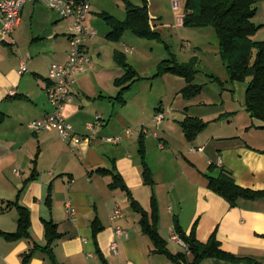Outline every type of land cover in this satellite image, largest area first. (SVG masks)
I'll return each instance as SVG.
<instances>
[{"label":"crops","instance_id":"obj_1","mask_svg":"<svg viewBox=\"0 0 264 264\" xmlns=\"http://www.w3.org/2000/svg\"><path fill=\"white\" fill-rule=\"evenodd\" d=\"M130 1L141 5V0ZM96 2L97 0L92 5L88 19V24L94 29L99 15L105 13H96V10H100L99 4L95 5ZM259 2L264 3V0ZM260 15L258 8L254 20L261 29L256 40L264 41V14ZM35 17L46 20L42 24L53 25L50 37H55L56 40L63 35L69 43L68 22L42 4L29 3L11 42L2 41L0 35V48L3 45H18L17 41L23 36L25 21L32 22ZM156 19L158 30L161 18ZM186 29L183 30L189 36L190 30ZM178 35L181 37V30ZM109 42L100 38L99 34L88 42L92 67L78 75L73 88L74 100L64 112L76 132L83 136L91 133L87 129L88 123L102 116L104 125L97 128L96 139L89 145L69 146L56 131L36 133L30 127L31 122L44 118L52 111L45 90L52 66L42 74H34L37 78L42 77L45 82L43 86L37 85L33 89L30 79L21 78L29 71L28 67V71L23 74L16 70L21 68L24 57L17 58L16 66L11 70L3 67L0 59V114L7 116L0 125V232L13 233L18 230L19 216L16 215L19 213L15 207L8 208L10 202L18 201L31 211L32 216L30 239L8 242L0 236V239L5 240H0V264H24V254L35 245L45 247V220H53L58 224L59 232L63 235L54 244L56 258L61 264H173L167 256L152 253V240L142 232L141 216L133 210L127 193L110 188L112 176L96 173L99 168L114 167L124 177L135 199L145 210H151L152 196L156 194L160 207V234L167 240L171 253L186 251L182 244L172 239L178 219L180 226L188 234L194 224L198 223L197 236L201 241L206 242L217 230V237L224 250L264 264V198L240 200L237 206L230 208L225 198L209 188V180L204 175L209 173L211 176H218L220 170L225 168L233 173L238 185L254 191L264 190V122L252 118L247 112L246 104H224L225 109L216 111L208 110L210 105L215 104H195L193 100H186L187 104H184V113L179 121L172 123L168 120L156 125L157 127L153 118L146 121L151 117L138 107L137 114L144 116L143 122L150 125L151 132L143 134L142 129H139L134 134L130 130L134 123L128 120L126 98L124 97L126 103L119 102L120 108L114 101L121 90L116 85V80L125 74L115 59V53H124L128 61L127 53L135 55V59L145 57L150 60V72L155 70V74L159 63L166 59L155 62L150 52L142 50L141 54H136L134 47L122 41L119 42L120 48L115 47L118 45L112 46L109 54L104 55ZM161 43L166 47L165 39ZM183 47L187 48V45L183 43ZM199 48L202 50V47ZM151 50H154V46H151ZM201 52H195L190 60L197 59V68L201 65L207 76L217 77L214 64L205 57L204 51ZM169 54L170 57L175 55L179 60V56L171 48ZM56 57L60 59V63L67 62L69 50L59 54L56 52ZM213 60L216 63L222 61L219 49L213 53ZM226 71L228 72L227 67ZM43 74L47 76L44 77ZM185 87L186 85L183 89ZM14 90L17 95L26 98H11L10 93ZM231 91L233 97L238 94L237 99L243 102L245 98L246 103L247 86L237 84L236 89ZM196 107L199 111H192V114L185 112L186 108L193 110ZM159 109L163 110L165 107L160 106L157 111ZM224 113L233 115L215 121ZM170 114L172 112L168 113ZM187 116L207 119L210 123L193 143L187 141L180 125V121ZM142 134L146 137V146L149 144L146 158L154 172V188L145 184L142 159L138 158L132 148L135 142L139 144ZM114 136H122L123 139L119 144L108 143L105 139ZM161 143L165 144L164 148ZM199 148L204 150L199 151ZM139 156L141 158L140 149ZM212 164L217 168L210 172ZM36 168L37 176L32 179ZM50 191L53 201L51 210L46 203ZM70 206L75 210L74 214L69 212ZM117 206L122 209L123 216L114 219L112 216ZM96 220L104 227L97 237L93 229ZM118 226L126 229L129 236L117 238L118 249L114 252L112 243L116 240L115 229ZM192 258L190 255V259ZM28 264L51 262L46 253L38 251ZM201 264L233 263L207 259Z\"/></svg>","mask_w":264,"mask_h":264},{"label":"trees","instance_id":"obj_2","mask_svg":"<svg viewBox=\"0 0 264 264\" xmlns=\"http://www.w3.org/2000/svg\"><path fill=\"white\" fill-rule=\"evenodd\" d=\"M151 0H141V5H135L130 0H124L127 9V17L120 20L110 13H103L101 17L108 23L110 32L107 39L119 43L127 32L135 36L164 42L162 34L156 29V17L151 13ZM259 0H188L185 7V26L191 28L213 27L219 38V53L223 63L226 65L230 81L246 82L250 80L246 92V109L250 116L264 122V41H257L256 35L261 29L255 22L258 13ZM170 50V46L166 44ZM116 61L125 69V74L116 80V85L121 88L119 95L114 98L115 102L126 103L124 96L132 86L144 79L140 73L128 62L124 53H115ZM197 59L191 62L181 63L175 55L170 59L162 61L157 70L156 77L166 74L184 78L186 87L182 90V97L193 100L204 90L203 85L196 83L198 74ZM214 81L224 85L218 77H212ZM49 83V79L46 80ZM15 99H25V96L16 95ZM158 111H161L159 109ZM233 115H222V118ZM5 114H0V125L6 120ZM220 118V119H222ZM218 120V119H217ZM210 123L197 117L187 116L180 125L188 142L193 143L198 136L207 129ZM264 128V127H263ZM140 155L143 164V176L145 184L152 188L156 185L154 172L149 166L146 158L147 147L145 135L139 139ZM264 153V152H263ZM35 163H37L35 161ZM212 164L209 171L216 170ZM32 179L37 176V168ZM96 173L101 176H112L113 182L110 188L121 189L127 193L133 210L140 214V225L142 232L149 236L154 245L152 253L167 256L173 264H201L207 259H220L233 264H260L249 258H241L234 253L223 249L221 241L215 230L210 238L204 242L197 236L198 223H195L188 234L180 226L176 219V232L185 241L188 249L185 252L173 254L168 248V242L160 234V207L156 194L151 200V210L147 211L137 201L127 185L124 177L114 167L112 169L99 168ZM209 180V188L218 195L225 198L230 208L237 206L240 200H258L264 198V190L254 191L244 188L236 183L233 173L225 168L220 170L218 176L204 174ZM49 209L53 207L52 195L46 201ZM15 207L19 213V224L16 232H0L8 242H19L31 238L32 216L31 211L21 206L18 201L10 202L8 208ZM95 237L104 229L100 221L93 223ZM45 236L47 245L41 247L35 245L29 252L24 254L23 263L28 264L34 254L42 251L47 254L51 264H61L55 255L54 244L62 238L58 224L53 220H45ZM103 257L101 251H99ZM190 255L193 256L190 259Z\"/></svg>","mask_w":264,"mask_h":264},{"label":"rangeland","instance_id":"obj_3","mask_svg":"<svg viewBox=\"0 0 264 264\" xmlns=\"http://www.w3.org/2000/svg\"><path fill=\"white\" fill-rule=\"evenodd\" d=\"M132 1L138 2V0ZM174 1L176 0L150 1L151 13L156 17L161 18L162 22L159 19L160 22L158 24V30L163 33V40L165 39V43L168 46H171V51L179 56V61L181 63L191 62L190 59L193 57L195 52L201 54V51H204L205 57L210 59L212 64H214V67L216 68L215 73H218L217 77L224 82V85H220V83L214 81L213 78L206 75L203 67L200 65L197 68L198 74L196 77V83L203 85L204 90L198 97L193 99L195 104H215L210 105L208 110L216 111L225 109L224 104H245V98L243 102L238 100V94L233 97L234 94L232 95L231 90L236 89L237 84H242L243 86L248 87L250 80L246 82L230 81V77L226 71L224 63L221 60L219 63H216L213 60V53L219 49V38L215 29L213 27L191 28L186 26L179 28L176 23L178 13L173 10ZM178 1L181 2V12L183 13L188 0ZM96 4H99L100 9L96 10V13L108 12L120 20L126 19L127 9L124 0H97L95 5ZM258 8L260 9V14H264V3L259 2ZM44 22H46V20L37 19L36 17L32 22L30 20L25 21V25L23 26V36L22 38H19V42L17 41L18 45H3L0 48V59L2 60L3 67L7 70L15 68L17 58L22 59L24 57L28 60L27 67L29 71L21 78L30 79V85L33 89H36L37 85L43 86L45 82L42 77L37 78L34 74H42L48 68L50 69L54 63H60V59L58 57L55 58L56 52L59 54L70 50V44L68 43L67 38L63 35L57 37L56 40L55 37H50L53 25L42 24ZM95 22L97 24L95 27L99 33V37L103 38L106 42H109L107 40V35L110 32L108 23L100 15L98 21ZM31 24L32 29H30ZM183 29L190 30V35L187 36ZM179 30H181V37L178 35ZM192 37H194V39ZM8 41L11 42V39L9 38ZM122 42L126 43L130 47H134L137 50L136 54H141L142 50L150 52L155 62L161 61L162 59L168 60L170 57V50H167L163 43L140 39L132 32H127ZM121 43L115 44L110 41L108 43V47L104 50V55L109 54L110 49H113L112 46L118 45L115 47L120 48L119 46ZM183 43L187 45V48L183 47ZM151 46H154V50H151ZM199 47H202V50ZM206 52L208 54H206ZM127 55L129 56L128 62L133 64L132 66L139 71L140 75L144 78L137 82L124 96L128 104L126 109L128 110V120H132L134 123L131 124L130 130L134 134L137 133L139 129H142L141 131H143V134L148 133V131L151 132L150 125L143 122L145 121L143 120L144 116L142 114H137L136 110L138 107L151 117L150 119L147 118L146 121H151L152 118L154 119L155 127H157L156 125H161V123L167 122L168 120L172 123H176V120L179 121L184 113V104H187V101L181 95L183 86L186 85L185 79L171 74L156 77L155 70L150 72V60H147L145 57H137V59H135L136 56L131 55V53H127ZM120 68L124 73L125 70L123 67L120 66ZM16 70L19 71L20 68H16ZM43 76L46 77L47 74H43ZM117 95L118 94H116V96ZM11 98H13V96H11ZM202 101L204 102L202 103ZM48 102H50V100ZM115 104H117V107L120 108L121 104L119 102H115ZM149 106H151V109ZM160 106L165 107V109H163L164 112H172V114L168 115V113H165V118L159 123L156 118L159 115L157 108ZM188 111L192 114V111L197 112L199 110L197 107L193 110L191 108L190 110L189 108H186L185 112L187 113ZM222 115L227 114L224 113L219 115L218 120L215 121L222 120ZM204 121L209 122L207 119ZM258 122L261 121H256V123ZM148 146L149 144L146 147ZM132 148L136 151V155L141 160L139 156L140 144L135 142ZM214 173H212V175ZM213 176L216 177V175ZM15 212L17 211L15 210ZM12 214H14V211ZM0 240L5 242L3 238Z\"/></svg>","mask_w":264,"mask_h":264},{"label":"built area","instance_id":"obj_4","mask_svg":"<svg viewBox=\"0 0 264 264\" xmlns=\"http://www.w3.org/2000/svg\"><path fill=\"white\" fill-rule=\"evenodd\" d=\"M95 0H0V35L2 41H8L12 38L19 28L23 12L27 4H42L58 13L63 20L68 22L69 31V58L65 63H54L52 65L49 83L46 87V93L52 105V111L42 119L34 120L30 127L36 133L46 131H56L60 135L62 141L69 146H79L82 144L89 145L93 139H96V130L104 125L102 116H98L94 122L87 125V129L91 132L88 135H81L76 132L73 124L65 117L66 107L73 102V88L76 85L78 75L86 72L92 67V57L88 42L98 36V31L88 24L89 16L92 12V5ZM173 9L178 13L176 17L177 26H185L186 14L182 11L181 2L176 0L173 2ZM27 59L23 58L20 74L26 73ZM11 96H16L14 90ZM157 122H161L165 118L163 110L158 111ZM108 143L119 144L122 136L106 137ZM164 148L165 144L161 143ZM194 151L196 149H193ZM203 151L204 148H199ZM71 214L75 213L72 206L69 207ZM123 216L122 209L117 206L114 211L113 218L118 219ZM116 240L112 243V250L117 252V238H128L129 234L126 229L121 226L115 229ZM172 239L182 244L186 250L188 249L184 240L180 238L176 231L173 232Z\"/></svg>","mask_w":264,"mask_h":264}]
</instances>
